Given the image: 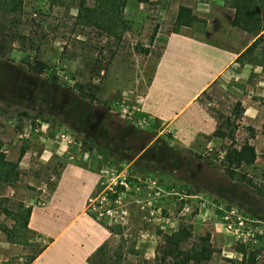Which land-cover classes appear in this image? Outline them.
Returning a JSON list of instances; mask_svg holds the SVG:
<instances>
[{
    "label": "rangeland",
    "instance_id": "rangeland-1",
    "mask_svg": "<svg viewBox=\"0 0 264 264\" xmlns=\"http://www.w3.org/2000/svg\"><path fill=\"white\" fill-rule=\"evenodd\" d=\"M76 3L21 0L16 27L8 24L15 12L0 10L5 28L29 38L15 39L0 57V164L18 165L16 179L0 178V264H25L46 244L23 231L25 208L44 202L61 169L73 161L99 171L93 196L106 184L117 192L102 206L109 213L90 211L108 226H120L121 233H109L105 241L108 257L122 246L121 264H155V232H171L183 221L191 224L193 240L209 233L215 251L205 264H236L239 242L224 234L212 238L214 227L205 222L210 212L217 214L216 204H233L264 222V68L236 62L234 75L201 96L215 128L225 133L222 139L202 134L185 147L137 107L179 5L203 20L194 32L204 38L241 49L253 36L230 25L233 10L225 0H126L110 38L95 27L80 33L73 23ZM98 49L108 69L96 74ZM38 62L42 72L34 71ZM79 83L98 86L96 102L79 97ZM242 100L250 108L237 116L233 109L236 102L242 108ZM245 140L254 146L255 160L229 177L222 166L225 150ZM202 206L205 217L197 221ZM253 251L257 262L264 261V246ZM99 256L91 262L105 258Z\"/></svg>",
    "mask_w": 264,
    "mask_h": 264
},
{
    "label": "crops",
    "instance_id": "crops-1",
    "mask_svg": "<svg viewBox=\"0 0 264 264\" xmlns=\"http://www.w3.org/2000/svg\"><path fill=\"white\" fill-rule=\"evenodd\" d=\"M196 27L198 23L180 26L166 36L137 107L185 147L214 131V118L202 107L201 96L214 83L234 75L235 59L247 46L234 49L221 45L196 34ZM241 103L246 115L250 107L244 100ZM99 177L98 170L68 162L46 200L30 207L27 227L48 243L29 264H91L90 257L109 235L89 210V198L97 189ZM198 212L200 221L205 217L203 206ZM210 215L205 223L214 227L211 237L226 235L220 221L213 219L217 214Z\"/></svg>",
    "mask_w": 264,
    "mask_h": 264
},
{
    "label": "trees",
    "instance_id": "trees-1",
    "mask_svg": "<svg viewBox=\"0 0 264 264\" xmlns=\"http://www.w3.org/2000/svg\"><path fill=\"white\" fill-rule=\"evenodd\" d=\"M88 1H93L88 2ZM126 0H77L76 9L77 12L74 16V25H80V33L86 35L84 32V27H95L102 31H105L104 35L106 38H110L115 35L111 28L115 27L121 20L123 8L125 6ZM138 2H147L148 0H137ZM229 8L233 10L230 25L236 27L237 29L248 33L253 36L251 43L246 46L236 57L235 62H249L264 68V0H225ZM0 10L7 11L8 14L15 12V15L8 19V24L16 27L20 22V12L21 10V0H0ZM16 11L19 13L16 15ZM190 7L185 5H179L177 7L176 13L173 18V28L170 32H176L180 26H191L194 23L202 22ZM19 39L20 41L29 40L25 35H18L16 31L11 32V30L5 28V24L0 20V57H4L8 54L11 49V43ZM164 45L162 46V48ZM162 50V49H161ZM144 53H149L148 50H144ZM161 51L158 53V57ZM100 55H102V50L98 49L94 63L92 65V70L99 74L101 72H106L108 66L102 64ZM40 67L34 69L35 72H42L44 64L38 62ZM81 99H86L88 102L93 103L97 101L96 93L98 86L94 84L79 83L75 87ZM204 94V93H203ZM236 108L233 109V113L240 116L242 113V108L239 102L235 104ZM147 117V116H146ZM228 123V120H225ZM211 136L224 138L225 133L215 128L211 133ZM232 137V135H229ZM22 154V153H20ZM255 148L247 140L241 142L237 146H228L225 150V154L222 160V166L224 171L229 177H234L235 170L240 166H249L255 160ZM20 159V158H18ZM7 165L8 168L4 170V166ZM18 175V165L17 162H2L0 164V178L4 180L11 181L12 178L16 179ZM9 183V182H8ZM10 185V184H8ZM121 188V187H118ZM117 197V192L111 195V199ZM30 207L25 208V217L22 223V229L25 232L31 233L33 235H38L37 233L31 231L27 227V221L30 214ZM94 218L96 215L90 213ZM98 219V218H97ZM98 221L108 230L110 234H119L121 229L119 225L114 227L108 226V224L102 220ZM158 237L154 247V256L151 262L155 264H205L210 260L214 253V247L211 244L209 233L203 236H199L197 239H192V226L188 222H180L176 229L171 232H165L163 230H158L155 232ZM41 237V236H40ZM40 246L37 252L28 258L25 264H29L37 255H39L42 250L47 245ZM104 242L93 254L105 256V260L98 258V264H121L120 259L122 257V246H120L118 251L111 250L112 256L108 257L107 250L105 251ZM130 250L127 252H133L134 244H130ZM246 246L239 242L236 246L235 251H237L241 258L236 262V264H264V261H256V253L251 250L246 251ZM90 257V262L92 259ZM141 261L147 263L149 260L143 258ZM91 264H95L91 262Z\"/></svg>",
    "mask_w": 264,
    "mask_h": 264
},
{
    "label": "built area",
    "instance_id": "built-area-1",
    "mask_svg": "<svg viewBox=\"0 0 264 264\" xmlns=\"http://www.w3.org/2000/svg\"><path fill=\"white\" fill-rule=\"evenodd\" d=\"M119 183L122 184L121 181ZM110 192L115 193V190L111 184H106L103 190L99 192L98 197L91 196L89 198L90 211L93 209L99 215L103 214L104 211L109 213L108 210L101 211V209L103 204L107 202ZM215 207L221 229L227 236L244 244L250 250H257L264 246L263 221L243 213L233 204H216Z\"/></svg>",
    "mask_w": 264,
    "mask_h": 264
}]
</instances>
